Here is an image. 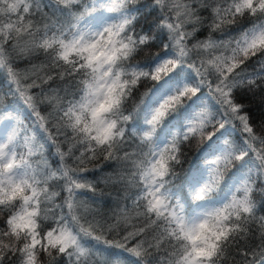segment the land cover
<instances>
[{
    "label": "snow or ice",
    "instance_id": "snow-or-ice-1",
    "mask_svg": "<svg viewBox=\"0 0 264 264\" xmlns=\"http://www.w3.org/2000/svg\"><path fill=\"white\" fill-rule=\"evenodd\" d=\"M261 213L264 0H0V264H264Z\"/></svg>",
    "mask_w": 264,
    "mask_h": 264
},
{
    "label": "trees",
    "instance_id": "trees-1",
    "mask_svg": "<svg viewBox=\"0 0 264 264\" xmlns=\"http://www.w3.org/2000/svg\"><path fill=\"white\" fill-rule=\"evenodd\" d=\"M207 37V33L204 32L200 35V39H204ZM35 63H39L36 61ZM26 67L25 64L21 63L20 68L23 69ZM150 86V85H149ZM147 88L142 86L140 92L143 93L146 91ZM259 96L255 98L253 102V108L257 109V105L259 104ZM153 102V98L150 94L149 98L146 100V105H150ZM179 130L177 125V120L173 119L170 123L166 124L164 127V135L160 137L161 140L165 138L167 134H170L172 131ZM206 158V146L205 148H201L199 151H196L195 148L189 150L185 156V163L183 167L185 168V172L183 174L182 179L184 183L180 185L182 194L187 195L188 186L193 182V179H202L207 173V170L204 166V159ZM88 167L90 169H96V172L88 173L89 179H99L104 175H110L113 171L111 167L108 166V162L104 160L94 161L93 163L89 164ZM102 170V171H100ZM90 195V194H89ZM119 200V196L117 194V190L113 188L111 185H105V183L101 180L100 187L97 190V197H96V205L99 206L100 210L104 213H107L109 216L112 214V211L116 208L117 201ZM264 215V213H261ZM100 234V233H97ZM92 244L99 248L101 251H107L108 255L115 259L116 257H121L124 261V264H133L132 257H129L126 253H122L116 249H105L103 245ZM237 264H239V260L237 259Z\"/></svg>",
    "mask_w": 264,
    "mask_h": 264
},
{
    "label": "rangeland",
    "instance_id": "rangeland-1",
    "mask_svg": "<svg viewBox=\"0 0 264 264\" xmlns=\"http://www.w3.org/2000/svg\"><path fill=\"white\" fill-rule=\"evenodd\" d=\"M205 169L207 170V168L205 167ZM203 179V178H202Z\"/></svg>",
    "mask_w": 264,
    "mask_h": 264
}]
</instances>
